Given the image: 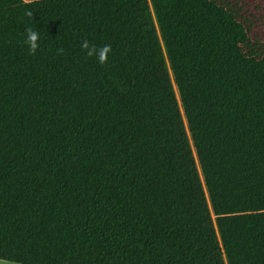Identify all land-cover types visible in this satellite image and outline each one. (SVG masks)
I'll return each instance as SVG.
<instances>
[{
    "label": "trees",
    "instance_id": "16d2710c",
    "mask_svg": "<svg viewBox=\"0 0 264 264\" xmlns=\"http://www.w3.org/2000/svg\"><path fill=\"white\" fill-rule=\"evenodd\" d=\"M0 260L264 264V0H0Z\"/></svg>",
    "mask_w": 264,
    "mask_h": 264
},
{
    "label": "clouds",
    "instance_id": "9594fccd",
    "mask_svg": "<svg viewBox=\"0 0 264 264\" xmlns=\"http://www.w3.org/2000/svg\"><path fill=\"white\" fill-rule=\"evenodd\" d=\"M31 15V13H29ZM40 33L32 27H28L25 29V40L24 43L27 45L30 53L35 54L39 44ZM84 49L88 50L89 56H95L99 63L104 64L106 62L107 56L106 54L110 53L111 46L105 45L102 48H97L95 45H90L88 41H84L82 44Z\"/></svg>",
    "mask_w": 264,
    "mask_h": 264
},
{
    "label": "water",
    "instance_id": "95a60500",
    "mask_svg": "<svg viewBox=\"0 0 264 264\" xmlns=\"http://www.w3.org/2000/svg\"><path fill=\"white\" fill-rule=\"evenodd\" d=\"M176 84V83H175ZM181 104H182V102H181ZM183 107V106H182ZM182 111V110H181ZM183 113H184V115H185V112H184V108H183ZM185 118H186V115H185ZM186 127L188 128V121H187V119H186ZM188 131H189V135H190V130H189V128H188ZM191 137V136H190ZM194 147V146H193ZM197 160H198V158H197ZM199 163V162H198ZM200 165V164H199ZM202 177H203V174H202ZM202 181H203V183H204V187H205V190H206V194H207V196L209 197V194H208V191H207V188H206V184H205V181H204V177L202 178ZM211 205V204H210Z\"/></svg>",
    "mask_w": 264,
    "mask_h": 264
},
{
    "label": "crops",
    "instance_id": "0c3cea01",
    "mask_svg": "<svg viewBox=\"0 0 264 264\" xmlns=\"http://www.w3.org/2000/svg\"><path fill=\"white\" fill-rule=\"evenodd\" d=\"M24 1H33V0H24ZM0 264H13V263L5 260H0Z\"/></svg>",
    "mask_w": 264,
    "mask_h": 264
},
{
    "label": "rangeland",
    "instance_id": "374dc122",
    "mask_svg": "<svg viewBox=\"0 0 264 264\" xmlns=\"http://www.w3.org/2000/svg\"><path fill=\"white\" fill-rule=\"evenodd\" d=\"M11 263H13V262H11ZM13 264H18V263H13Z\"/></svg>",
    "mask_w": 264,
    "mask_h": 264
}]
</instances>
